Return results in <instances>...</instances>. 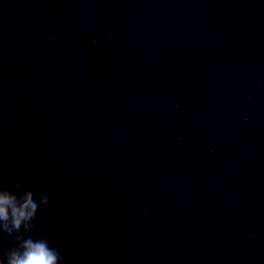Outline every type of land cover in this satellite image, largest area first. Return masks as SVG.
I'll return each instance as SVG.
<instances>
[{
	"label": "clouds",
	"instance_id": "clouds-1",
	"mask_svg": "<svg viewBox=\"0 0 264 264\" xmlns=\"http://www.w3.org/2000/svg\"><path fill=\"white\" fill-rule=\"evenodd\" d=\"M21 188L19 180H13L11 188L0 186V242L8 237L14 241L0 248V264H60L59 248L33 232L37 213L49 204L48 193Z\"/></svg>",
	"mask_w": 264,
	"mask_h": 264
}]
</instances>
